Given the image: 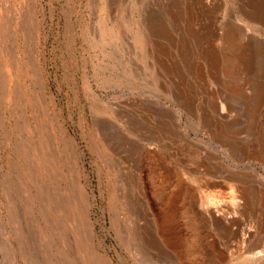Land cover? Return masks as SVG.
Returning <instances> with one entry per match:
<instances>
[{
	"label": "rangeland",
	"instance_id": "374dc122",
	"mask_svg": "<svg viewBox=\"0 0 264 264\" xmlns=\"http://www.w3.org/2000/svg\"><path fill=\"white\" fill-rule=\"evenodd\" d=\"M263 10L0 0V264H264Z\"/></svg>",
	"mask_w": 264,
	"mask_h": 264
},
{
	"label": "bare ground",
	"instance_id": "6f19581e",
	"mask_svg": "<svg viewBox=\"0 0 264 264\" xmlns=\"http://www.w3.org/2000/svg\"><path fill=\"white\" fill-rule=\"evenodd\" d=\"M264 11V10H263ZM248 40H250V39H248ZM233 46V45H232ZM263 48H257V50H258V52L260 53V55H261V53H263V50H262ZM206 50V49H205ZM213 59V58H212ZM213 63V62H212ZM214 64V63H213ZM234 64L231 62V61H228L227 62V68L228 69H232ZM264 97V96H263ZM259 98V97H258ZM261 98V97H260ZM263 99V98H262ZM253 101V100H252ZM262 102V101H261Z\"/></svg>",
	"mask_w": 264,
	"mask_h": 264
}]
</instances>
